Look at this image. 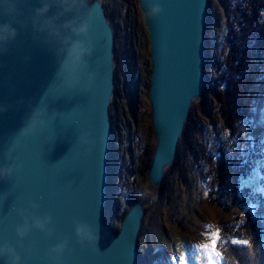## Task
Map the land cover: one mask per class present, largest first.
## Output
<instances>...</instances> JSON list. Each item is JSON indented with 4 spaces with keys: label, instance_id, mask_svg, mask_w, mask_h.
Masks as SVG:
<instances>
[{
    "label": "water",
    "instance_id": "water-1",
    "mask_svg": "<svg viewBox=\"0 0 264 264\" xmlns=\"http://www.w3.org/2000/svg\"><path fill=\"white\" fill-rule=\"evenodd\" d=\"M138 1L143 15L163 9L144 15L155 135L146 176L158 190L205 90L208 0ZM114 76L102 0H0V264H138L150 199L133 201L118 229L104 220ZM77 227H99V250Z\"/></svg>",
    "mask_w": 264,
    "mask_h": 264
},
{
    "label": "rangeland",
    "instance_id": "rangeland-1",
    "mask_svg": "<svg viewBox=\"0 0 264 264\" xmlns=\"http://www.w3.org/2000/svg\"><path fill=\"white\" fill-rule=\"evenodd\" d=\"M240 1L208 0L203 29L205 57L208 54L222 57L226 25L234 19ZM102 3L114 30V53L120 51L119 61H115L110 104L108 201L104 220L118 229L129 208V197L135 194L149 198L137 237L138 264H180L182 255L187 256V264H207L206 257L195 246L210 243L211 233H221L223 222L253 211V197L264 196V175L258 171V166L264 165V147L261 157L257 158L255 152L256 162L240 179V188L248 189L249 193L237 196L239 202H232L223 192L210 200L207 188L211 179L209 158L217 148L227 152L252 149L255 137L264 143V94L253 108L251 118L236 121L234 134L224 126L211 93H207L204 111L199 107L201 98L196 99L190 109V115H196V125L190 127L185 123L184 128L194 144L184 148L179 140L176 159L166 169L160 188L155 190L146 176L155 135L148 101L151 63L144 15L138 0H102ZM260 61L264 70V56ZM206 70L211 75L215 72L211 65Z\"/></svg>",
    "mask_w": 264,
    "mask_h": 264
},
{
    "label": "trees",
    "instance_id": "trees-1",
    "mask_svg": "<svg viewBox=\"0 0 264 264\" xmlns=\"http://www.w3.org/2000/svg\"><path fill=\"white\" fill-rule=\"evenodd\" d=\"M224 48L222 57L210 54L205 57V90L199 107L204 111L207 93H211L217 101L224 126L234 134L237 131L236 121L251 118L253 108L264 94V70L260 61L264 56V0H241L238 3L234 19L226 25ZM114 58L119 61V49L115 51ZM207 65L214 68L213 75L206 70ZM188 119V126L196 125V115H189ZM179 140L184 148L194 144L185 130ZM263 147L261 138L255 137L252 149L227 152L224 148H217L213 157L209 158V199L223 192L232 202H239L237 196L247 195L249 190L241 189L239 182L256 162L255 152H258L257 158L261 157ZM153 151H149V161ZM258 171L264 175V165H259ZM138 198L135 194L131 195L129 206ZM253 203V211L222 224L219 248L224 264H264V196L255 195Z\"/></svg>",
    "mask_w": 264,
    "mask_h": 264
},
{
    "label": "clouds",
    "instance_id": "clouds-1",
    "mask_svg": "<svg viewBox=\"0 0 264 264\" xmlns=\"http://www.w3.org/2000/svg\"><path fill=\"white\" fill-rule=\"evenodd\" d=\"M163 9L159 4H156L151 11H146L144 13L145 17L147 18H151V19H155L157 18L161 13H162ZM41 115V113L38 111L36 113V116L34 117V123H33V130H35V119L36 117H39ZM75 233L76 236L79 238V241L81 243H85L87 242L89 245L93 246L94 248H96L97 250H99V243L101 240V234H100V229L99 227H97V229L95 231L92 230H86L83 227H77L75 229ZM21 236L24 235L23 232L20 233ZM68 246V242L66 241L64 244L60 245L58 249H56L57 251L62 252L66 247ZM19 257H15L16 261H19Z\"/></svg>",
    "mask_w": 264,
    "mask_h": 264
},
{
    "label": "snow or ice",
    "instance_id": "snow-or-ice-1",
    "mask_svg": "<svg viewBox=\"0 0 264 264\" xmlns=\"http://www.w3.org/2000/svg\"><path fill=\"white\" fill-rule=\"evenodd\" d=\"M221 241V233L215 231L211 233V242L202 245H196L197 251L203 254L207 259V264H224L223 254L219 250V244ZM233 243L247 244V241H233ZM180 264H187V256L182 255L179 257Z\"/></svg>",
    "mask_w": 264,
    "mask_h": 264
},
{
    "label": "bare ground",
    "instance_id": "bare-ground-1",
    "mask_svg": "<svg viewBox=\"0 0 264 264\" xmlns=\"http://www.w3.org/2000/svg\"><path fill=\"white\" fill-rule=\"evenodd\" d=\"M193 104V103H192ZM192 112V111H191ZM189 120V119H188ZM187 125V124H186Z\"/></svg>",
    "mask_w": 264,
    "mask_h": 264
}]
</instances>
